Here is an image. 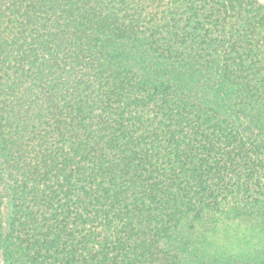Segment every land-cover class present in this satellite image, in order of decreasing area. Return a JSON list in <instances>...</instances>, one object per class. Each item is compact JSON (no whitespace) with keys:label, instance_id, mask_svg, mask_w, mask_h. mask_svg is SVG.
I'll use <instances>...</instances> for the list:
<instances>
[{"label":"trees","instance_id":"16d2710c","mask_svg":"<svg viewBox=\"0 0 264 264\" xmlns=\"http://www.w3.org/2000/svg\"><path fill=\"white\" fill-rule=\"evenodd\" d=\"M0 264H264V0H0Z\"/></svg>","mask_w":264,"mask_h":264}]
</instances>
